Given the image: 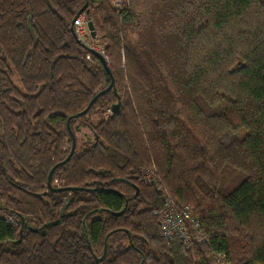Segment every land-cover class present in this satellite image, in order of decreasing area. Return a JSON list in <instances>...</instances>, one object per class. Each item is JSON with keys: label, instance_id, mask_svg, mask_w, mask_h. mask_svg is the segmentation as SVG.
Returning a JSON list of instances; mask_svg holds the SVG:
<instances>
[{"label": "trees", "instance_id": "1", "mask_svg": "<svg viewBox=\"0 0 264 264\" xmlns=\"http://www.w3.org/2000/svg\"><path fill=\"white\" fill-rule=\"evenodd\" d=\"M116 1L0 0V212L17 220L0 215V264H264V0ZM86 3L112 87L71 28ZM78 121L93 139L68 158ZM167 197L207 241L165 239Z\"/></svg>", "mask_w": 264, "mask_h": 264}, {"label": "built area", "instance_id": "2", "mask_svg": "<svg viewBox=\"0 0 264 264\" xmlns=\"http://www.w3.org/2000/svg\"><path fill=\"white\" fill-rule=\"evenodd\" d=\"M122 1L123 0H117L116 4H120ZM87 22L88 18L85 12L77 15L73 26L75 38L82 46L85 45L93 48L98 51L106 61H108L104 46L100 44L96 37L91 36ZM91 54L92 53L89 52L86 55V58L92 62L93 59ZM142 180L145 184H151L158 188L161 187V180L156 175V169L154 166L143 170ZM156 214L159 218L162 234L167 241L180 239L188 243L191 240H208L204 234L201 221L192 213L190 206H178L170 197H167L164 207ZM0 215L4 216L9 223L17 225V220L13 213L7 214L0 212ZM216 257L218 258L219 264H230V262L226 260L224 254H217Z\"/></svg>", "mask_w": 264, "mask_h": 264}, {"label": "water", "instance_id": "3", "mask_svg": "<svg viewBox=\"0 0 264 264\" xmlns=\"http://www.w3.org/2000/svg\"><path fill=\"white\" fill-rule=\"evenodd\" d=\"M87 6H88V4L86 3L81 9H79V11L77 12V15H79V14H81V13H83V12L88 13L89 10L87 9ZM87 25H88V28H89V30H90V34H91V36H92V37H96V36H97L96 28H95V25H94V23H93V21H92L91 19H88ZM71 28H72V31H73V33H74V29H73V27H71ZM74 35H75V34H74ZM83 47L86 48V50H88L89 52H91V53H93L94 55L98 56L100 59H102V60L104 61V64H105V66H106V68H107V71H108V72L110 73V75H111V84H110L109 87L114 86V84H115V79H114L113 74H112V71H111L110 67L108 66V63H107V61L104 59V57H103L98 51L94 50L93 48H90V47L85 46V45H84ZM103 92H104V90H102L99 94L95 95V96L92 98V100L90 101V103L88 104V106L83 110V112H80V113L78 114V116H79V115H82V114H84V113H87L88 110L90 109L91 105L93 104V102H94V101L97 99V97H98L100 94H102ZM120 106H121L120 103H115V104H113V106H112V111H113V113L119 111ZM70 133H71V136H72V138H73V145H72L71 153L69 154L68 158H70V156L73 154V152H74V150H75V147H76L75 134H74V132L71 131V130H70ZM54 170H55V167H53V168L50 170V172H49V175H48V187H49L51 190H53V191L69 190L70 188H68V187H54V186H53V184H52V177H53Z\"/></svg>", "mask_w": 264, "mask_h": 264}, {"label": "rangeland", "instance_id": "4", "mask_svg": "<svg viewBox=\"0 0 264 264\" xmlns=\"http://www.w3.org/2000/svg\"><path fill=\"white\" fill-rule=\"evenodd\" d=\"M76 17H77V14H76L75 18L73 19L72 27L74 26V21H75ZM15 81L18 85L20 84V82L17 78H15ZM109 112H111V111L108 110L106 112V114H109ZM88 118H89L90 122L96 123L99 121V114L97 112H94V113L90 114L88 116ZM75 129H76L75 130V136L77 138V144L81 145L83 142L93 139V132L88 127H84L79 121L75 123ZM202 242H205V241H202ZM217 262L219 263V261H217Z\"/></svg>", "mask_w": 264, "mask_h": 264}]
</instances>
